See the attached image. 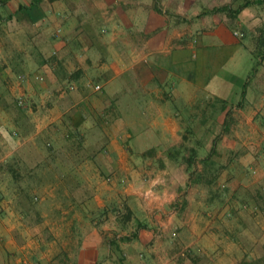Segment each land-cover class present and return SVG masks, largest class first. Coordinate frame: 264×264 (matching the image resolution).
<instances>
[{
    "label": "crops",
    "instance_id": "0c3cea01",
    "mask_svg": "<svg viewBox=\"0 0 264 264\" xmlns=\"http://www.w3.org/2000/svg\"><path fill=\"white\" fill-rule=\"evenodd\" d=\"M263 24L264 0H0V168L13 183L56 167L63 206L107 210L59 243L1 227L0 264H264ZM149 129L157 154L129 159ZM186 129L216 149L231 205L164 155ZM126 204L145 226L122 240Z\"/></svg>",
    "mask_w": 264,
    "mask_h": 264
},
{
    "label": "trees",
    "instance_id": "16d2710c",
    "mask_svg": "<svg viewBox=\"0 0 264 264\" xmlns=\"http://www.w3.org/2000/svg\"><path fill=\"white\" fill-rule=\"evenodd\" d=\"M39 1L40 0H32V4H36ZM260 31L261 33L259 34V37H257V41L261 45H264V24L261 26ZM257 54H260L259 56L263 57L264 50L261 49L257 52ZM79 72L81 71H76L75 74L69 76L68 78L73 79L75 77H78ZM84 107L85 105H83L82 103L81 105H77L78 109ZM66 120L69 127L72 128H75L82 122V120L79 119L76 114L75 116L67 115ZM70 136L71 134L68 133L67 136L64 137V139H70ZM129 141L130 144L125 147V150L129 155V159L132 156H135L136 158L145 159L146 161L147 158H153L160 148L157 134L153 129L146 130L138 135H133L129 138ZM202 146L203 144L201 138L198 137L197 133L191 131L190 129H186L181 132V141L176 145L164 149V155L174 162H183L185 164V170L188 173V178L191 184H202L206 187L208 193L206 197L207 203H210L214 207L218 208H221L226 204L231 205L230 199L228 198L230 187L227 184V180L221 182L218 180V176L225 165L216 161L215 157L217 155V151L213 145L208 149V151L206 150V152L201 155L200 152ZM48 148H50V150H54V147H52V145H50ZM160 165L162 164L159 163V166ZM76 167L77 165H74V168ZM71 170L72 169L69 168L70 172ZM54 171H56V169H54ZM76 180L77 182H84L81 179ZM80 185L84 187L86 184L83 183ZM83 197H85V199H83ZM80 198L78 199L79 203H83L84 201L89 200L91 196H89V194L87 196L86 194V196L81 195ZM28 199L29 202L32 201L31 197H28ZM240 204H243V202H240ZM27 206L25 211L21 213L22 215H28L31 212L30 210H33L32 208H34L33 203H30V205ZM75 209H78V207L71 208L67 214H72ZM79 210V212L82 213L83 218L89 217V219H92V221L94 219L102 220V218L106 217L107 214V210L104 208L99 211L97 209L94 210V208H86V210H82L80 208ZM115 210L116 212L118 211V213L114 214L116 216L119 230H126L127 232L126 235L121 237V239L128 240L136 238L137 231L140 228H143L145 224L136 219L132 221L133 224H128V222L132 220L133 212L127 204L123 205L121 209L122 211H119V208ZM34 211L37 212L35 209ZM37 215L39 214L37 213ZM224 215H230V212L227 211L224 213ZM35 221L40 222V218L38 217ZM124 260V257L121 255V257L118 258L115 264H125ZM256 263H258V261H256Z\"/></svg>",
    "mask_w": 264,
    "mask_h": 264
},
{
    "label": "rangeland",
    "instance_id": "374dc122",
    "mask_svg": "<svg viewBox=\"0 0 264 264\" xmlns=\"http://www.w3.org/2000/svg\"><path fill=\"white\" fill-rule=\"evenodd\" d=\"M2 167L0 170H2L1 175L4 178L2 176L0 179V189L3 192L0 197V245H3L6 237L1 234V227L8 228L11 226H15L20 235L28 238L54 239L58 243L59 241L68 240V237L71 236V231L66 228V225L71 219H77L80 213L78 209H75L72 214H67L69 210L64 212V209H70L63 206L70 199V196L63 197L61 181L50 177V175H53L51 173H56L54 171L55 168L52 167V172L43 169L38 170L34 174L36 178L26 177L12 183L7 178L10 175L8 168ZM17 175L19 176V173ZM15 182L20 188L17 197H13L11 193V188L15 186ZM50 188L53 189L51 196L48 193ZM28 197H31L32 201L29 202ZM30 203H33V210H30L31 212L28 215H22L21 213L25 211ZM231 216V213L230 215H225V219L227 221L231 220ZM38 217L40 222L35 221ZM91 220L88 217L87 221L90 222ZM55 244L57 245V243ZM36 261L39 262L40 260ZM27 263L35 264L32 259L27 260Z\"/></svg>",
    "mask_w": 264,
    "mask_h": 264
},
{
    "label": "built area",
    "instance_id": "2783aa9c",
    "mask_svg": "<svg viewBox=\"0 0 264 264\" xmlns=\"http://www.w3.org/2000/svg\"><path fill=\"white\" fill-rule=\"evenodd\" d=\"M39 79H42V77H39ZM98 87H99L98 85L95 86V88H98ZM17 101L19 104H22L23 102L21 98H19Z\"/></svg>",
    "mask_w": 264,
    "mask_h": 264
}]
</instances>
